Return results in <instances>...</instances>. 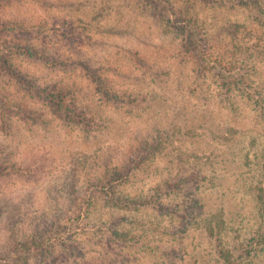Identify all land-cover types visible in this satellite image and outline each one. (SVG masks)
I'll return each mask as SVG.
<instances>
[{"label":"rangeland","instance_id":"rangeland-1","mask_svg":"<svg viewBox=\"0 0 264 264\" xmlns=\"http://www.w3.org/2000/svg\"><path fill=\"white\" fill-rule=\"evenodd\" d=\"M172 5L195 17L196 36L159 18ZM15 22L57 63L6 51L17 35H0V92L35 119L0 128L21 172L0 196L28 223L65 214L78 192L86 228L23 252L27 264H228L220 250L264 264L248 244L264 229V0H0V25ZM22 77L64 87L90 120ZM114 168L129 172L111 191Z\"/></svg>","mask_w":264,"mask_h":264},{"label":"trees","instance_id":"trees-1","mask_svg":"<svg viewBox=\"0 0 264 264\" xmlns=\"http://www.w3.org/2000/svg\"><path fill=\"white\" fill-rule=\"evenodd\" d=\"M170 8L171 10H164L166 15L161 13L162 11L159 9V12L157 13L159 18L163 19L178 32H184L186 37L192 38L193 35L196 36V33H191L193 30L196 31L197 29L194 22L195 17L186 16L182 8L177 9V7L174 5H172ZM15 24L17 23L15 22L10 26L0 25V35L6 33V36L12 35L15 38L17 35L18 38V40L15 41L12 38L11 40H7L3 48L6 51H12V53L13 51L18 52L19 55L27 56L34 61H44L47 66H54L57 63L56 58L48 55L45 50L38 49V47L33 45L31 42L28 43L19 39L20 37H30V40L33 37L37 38V35L34 36L35 32L29 28V30L25 32V29L18 28ZM2 27H4V29ZM2 69L4 70L3 67ZM18 81L21 83V88L26 85L28 92L34 91L38 97L49 100L53 105L56 106L58 111L68 112L72 117H76V119L78 117L84 122L85 120L87 121V119L90 120L86 112L83 111L84 109H80V107L74 103V101H70L69 104H67V90L64 87H60L56 84H47L46 86H42L35 81L24 77L19 78ZM33 113V110H27L25 106H21L20 103L9 100L5 94H1L0 92V120L2 121L0 128H4L5 125H8V121L11 120L14 115L25 116L26 118L35 120ZM88 125L92 126V123ZM8 149L9 146L5 144L2 139H0V180L3 178H9L16 173H21L19 172V167H15L17 165L15 162L11 164L12 153ZM28 172L29 168H27V170H22V175H27ZM128 172L129 171H126L123 168L118 170L114 168L111 170L110 174L108 173L109 175L106 176L107 178H104V182H102L101 179L99 180V183L101 184L102 182L103 188H110L112 191L114 188H116V181L124 182V180L128 178ZM27 176L31 177L30 175ZM106 191L107 189H104L100 193H104L105 197L108 195L106 194ZM77 194L72 199L73 205L67 208L65 214H62V212L51 211V213L49 212L44 220L37 222L35 219H32L28 223L23 221L25 219V214L22 212L23 209L20 208V204H10V200H6V197L2 198V196H0V231L4 228L11 232L7 236L8 242L6 245L3 247L0 245V261H3L2 264H22L24 258H26V260L23 262V264H25L29 257L23 256V252L30 254L32 252H40L52 249L56 246L65 244L68 239L74 237L75 235L85 232L86 228L82 223L84 217V202L82 199L84 196H81L80 194L77 196ZM107 198L110 201H107L108 204L111 203L117 205L116 197L109 195ZM1 219L4 220L1 221ZM104 230L110 231L108 228ZM12 233L14 234L13 236H11ZM248 244L255 247V250H257L258 246H261V249H263L264 229L261 230L259 236H252V238L249 239ZM252 250L254 249L250 247L249 253ZM227 251L228 252L225 253L224 251L222 252V250H220V260L224 261L225 263L227 261L228 264H243L241 258L235 260L233 256V250L232 252L230 250Z\"/></svg>","mask_w":264,"mask_h":264}]
</instances>
